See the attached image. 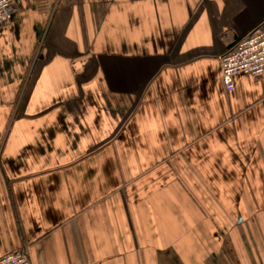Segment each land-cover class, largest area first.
<instances>
[{
  "label": "crops",
  "instance_id": "obj_1",
  "mask_svg": "<svg viewBox=\"0 0 264 264\" xmlns=\"http://www.w3.org/2000/svg\"><path fill=\"white\" fill-rule=\"evenodd\" d=\"M264 0H15L0 27V258L264 264V77L221 58Z\"/></svg>",
  "mask_w": 264,
  "mask_h": 264
},
{
  "label": "built area",
  "instance_id": "obj_2",
  "mask_svg": "<svg viewBox=\"0 0 264 264\" xmlns=\"http://www.w3.org/2000/svg\"><path fill=\"white\" fill-rule=\"evenodd\" d=\"M15 0H0V27L13 17ZM221 81L227 92L234 89V78L246 75L264 77V24L238 42L221 58ZM0 264H32L26 254L16 251L0 258Z\"/></svg>",
  "mask_w": 264,
  "mask_h": 264
}]
</instances>
